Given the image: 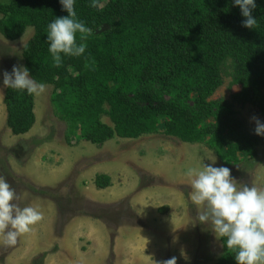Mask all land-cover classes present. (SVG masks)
Segmentation results:
<instances>
[{"label": "trees", "instance_id": "16d2710c", "mask_svg": "<svg viewBox=\"0 0 264 264\" xmlns=\"http://www.w3.org/2000/svg\"><path fill=\"white\" fill-rule=\"evenodd\" d=\"M76 0L78 19L91 29L83 56L48 51L47 26L67 16L59 0H11L0 4V33L20 40L34 36L23 51L32 78L54 88L51 103L68 125L70 146L103 147L115 139H139L162 128L167 136L205 144L226 166L258 158L260 140L244 132L234 105L252 106L264 119V0H256L257 26L232 0ZM79 39V34H78ZM230 78L240 91L233 101H213ZM7 126L24 136L36 125L35 96L6 89ZM109 117L113 127L104 124ZM47 141H36L42 146ZM100 190L112 186L97 176ZM223 243V242H222ZM216 264H236L224 247Z\"/></svg>", "mask_w": 264, "mask_h": 264}, {"label": "rangeland", "instance_id": "374dc122", "mask_svg": "<svg viewBox=\"0 0 264 264\" xmlns=\"http://www.w3.org/2000/svg\"><path fill=\"white\" fill-rule=\"evenodd\" d=\"M33 36L28 29L24 44ZM21 40L8 41L0 33V177L15 189L21 207L36 208L43 220L14 246L6 245L0 233V264H160L172 257L177 264H216L224 252L222 240L196 219L184 172L216 159L215 166L230 168L238 184L264 190V137L255 134L252 121L253 116L264 121L258 112L234 105L245 134L259 138L260 145L257 159L230 167L205 144L183 142L162 128L101 148L88 142L70 146L69 127L51 103L52 86L35 96L34 128L17 137L7 126L2 73L24 65ZM231 81L225 79L213 101H233L240 90L230 87ZM102 120L114 126L109 117ZM38 140L47 143L38 146ZM105 174L114 183L109 191L95 185L97 176Z\"/></svg>", "mask_w": 264, "mask_h": 264}, {"label": "clouds", "instance_id": "9594fccd", "mask_svg": "<svg viewBox=\"0 0 264 264\" xmlns=\"http://www.w3.org/2000/svg\"><path fill=\"white\" fill-rule=\"evenodd\" d=\"M67 16H57L47 26L48 51L57 66L62 56H83L87 49L91 29L78 19L76 0H59ZM245 18L243 26L254 29L257 18L253 11L256 0H232ZM93 9H102L98 0H90ZM79 34V39H78ZM23 48V37L21 40ZM3 88L40 96L47 85L32 78L24 65H13L11 72L2 73ZM254 132L264 137V121L253 116ZM202 167H188L184 175L189 179V197L197 207L196 219L201 225H209L222 247L234 253L236 264H264V190L254 185L238 184L230 168L216 167V159ZM43 220V214L33 207H21L19 196L4 177H0V233L4 243L14 246L21 234L31 231L32 226ZM160 264H177V258Z\"/></svg>", "mask_w": 264, "mask_h": 264}, {"label": "crops", "instance_id": "0c3cea01", "mask_svg": "<svg viewBox=\"0 0 264 264\" xmlns=\"http://www.w3.org/2000/svg\"><path fill=\"white\" fill-rule=\"evenodd\" d=\"M78 157V156H77ZM149 167H151L150 165H149ZM84 170V169H83ZM102 176V175H101ZM104 176H108L109 178H111L109 175H104ZM126 180H129V179H126ZM112 181V180H111ZM130 181V180H129ZM137 182V180L134 182V183H136ZM111 184H113V186H111L110 188H108V189H106V190H104V191H109L111 188H113L114 187V183L113 182H111ZM108 193V192H107ZM161 193V195L165 198V194L163 193L162 194V192H160ZM109 194V193H108ZM154 196V194L152 195V197ZM155 198H156V200H157V197H159V195H155L154 196ZM123 198V197H122ZM99 229L101 230L102 228L99 226ZM130 247V246H129ZM28 253V258L30 257V256H33V255H30V252H27Z\"/></svg>", "mask_w": 264, "mask_h": 264}]
</instances>
